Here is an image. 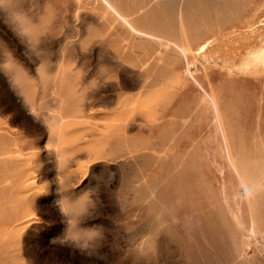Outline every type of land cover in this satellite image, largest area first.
I'll list each match as a JSON object with an SVG mask.
<instances>
[{
	"label": "rangeland",
	"instance_id": "374dc122",
	"mask_svg": "<svg viewBox=\"0 0 264 264\" xmlns=\"http://www.w3.org/2000/svg\"><path fill=\"white\" fill-rule=\"evenodd\" d=\"M261 48L264 0H0V264H264Z\"/></svg>",
	"mask_w": 264,
	"mask_h": 264
},
{
	"label": "bare ground",
	"instance_id": "6f19581e",
	"mask_svg": "<svg viewBox=\"0 0 264 264\" xmlns=\"http://www.w3.org/2000/svg\"><path fill=\"white\" fill-rule=\"evenodd\" d=\"M130 26L133 28V30H137L135 27L132 26V24L130 23ZM182 52V51H181ZM256 53V52H255ZM254 57H258L259 59L262 60L263 58V61H264V49L261 48V51L259 49V51H257L256 54H254ZM252 57V58H254ZM257 59V58H256ZM222 125V124H221Z\"/></svg>",
	"mask_w": 264,
	"mask_h": 264
}]
</instances>
